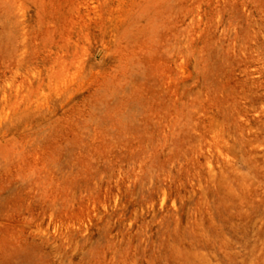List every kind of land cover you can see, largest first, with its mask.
I'll return each instance as SVG.
<instances>
[{
	"label": "rangeland",
	"instance_id": "1",
	"mask_svg": "<svg viewBox=\"0 0 264 264\" xmlns=\"http://www.w3.org/2000/svg\"><path fill=\"white\" fill-rule=\"evenodd\" d=\"M0 264H264V0H0Z\"/></svg>",
	"mask_w": 264,
	"mask_h": 264
}]
</instances>
